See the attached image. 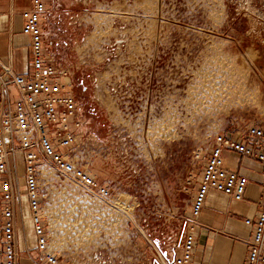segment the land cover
Instances as JSON below:
<instances>
[{
	"label": "rangeland",
	"instance_id": "1",
	"mask_svg": "<svg viewBox=\"0 0 264 264\" xmlns=\"http://www.w3.org/2000/svg\"><path fill=\"white\" fill-rule=\"evenodd\" d=\"M94 2V21L106 24L94 35L106 38L100 64L76 62L60 21L47 34L61 44L51 55L73 67L84 108L76 163L111 196L85 194L48 167L50 246L71 256L105 248L113 259L137 248L142 264H157L178 249L216 134L264 126V0ZM114 77L139 78L137 90L111 92L104 81Z\"/></svg>",
	"mask_w": 264,
	"mask_h": 264
},
{
	"label": "built area",
	"instance_id": "2",
	"mask_svg": "<svg viewBox=\"0 0 264 264\" xmlns=\"http://www.w3.org/2000/svg\"><path fill=\"white\" fill-rule=\"evenodd\" d=\"M47 13V0H32V7L21 14L23 33L31 40L28 71L18 74L11 66L0 69V264H20L23 259L17 228L25 221L24 203L35 238L34 248L24 252L25 258L34 264H66L51 249L44 216L42 182L48 167L58 178L70 181L85 194L104 202L111 196L106 184L76 163L84 108L75 92L73 67L49 52L53 45L61 47V44L57 39L49 41ZM226 154L259 163L264 169V126L255 124L245 129L234 126L216 134L192 197L178 249L171 258H157V264H192L200 217L211 191L234 202L245 201L249 180L226 167ZM245 223L252 228L246 242L245 264H264V184L258 213ZM89 264L116 263L99 250Z\"/></svg>",
	"mask_w": 264,
	"mask_h": 264
},
{
	"label": "crops",
	"instance_id": "3",
	"mask_svg": "<svg viewBox=\"0 0 264 264\" xmlns=\"http://www.w3.org/2000/svg\"><path fill=\"white\" fill-rule=\"evenodd\" d=\"M55 2V0H47L46 20L48 19L50 24L52 22L55 24L57 21L63 24L61 29L67 31L74 42L76 62L86 65L100 64L102 60L99 58H103V53L99 51L106 46L104 42L106 38H99V35L94 37V35L97 28L104 32L106 24L104 19H102V25L94 21L93 9L96 2L76 0V3L67 8L66 2L61 0L59 13L53 6V4L56 5ZM63 6L67 9L65 10ZM31 7L32 0H0V69L11 66L18 74L28 71L31 40L23 33L24 21L21 14ZM65 14L64 20L63 15ZM98 15L104 16L105 14L98 13ZM79 35H82L80 40ZM138 79L137 77L134 79L125 77L117 81L114 77L110 81H104V85L109 87L111 92L118 90L127 92L134 85L137 90ZM226 167L248 178L249 185L245 201L234 202L223 194L210 192L200 217L201 228L198 231L192 264H245L248 249L246 242L250 239L252 232V228L246 225L245 220L255 218L258 213L264 184V169L259 163L241 159L235 154H226ZM22 210L25 221L20 222L17 228V237L23 256L20 264H34L25 258L24 253L28 249L32 250L35 245L29 212L25 203ZM102 251L110 255L108 249L102 248ZM54 252L66 264H89L96 251H91L89 255L79 256H71L57 250ZM32 253L34 257H37L34 251ZM134 255L133 258L117 256L114 259L122 264H142V250L137 251L136 248ZM146 264L151 263L146 260Z\"/></svg>",
	"mask_w": 264,
	"mask_h": 264
},
{
	"label": "bare ground",
	"instance_id": "4",
	"mask_svg": "<svg viewBox=\"0 0 264 264\" xmlns=\"http://www.w3.org/2000/svg\"><path fill=\"white\" fill-rule=\"evenodd\" d=\"M240 104H242V103H244V100H242V99H239V101H238ZM122 209V208H121ZM128 214V213H127Z\"/></svg>",
	"mask_w": 264,
	"mask_h": 264
},
{
	"label": "trees",
	"instance_id": "5",
	"mask_svg": "<svg viewBox=\"0 0 264 264\" xmlns=\"http://www.w3.org/2000/svg\"><path fill=\"white\" fill-rule=\"evenodd\" d=\"M80 84V83H79ZM82 91H84V90H82Z\"/></svg>",
	"mask_w": 264,
	"mask_h": 264
}]
</instances>
